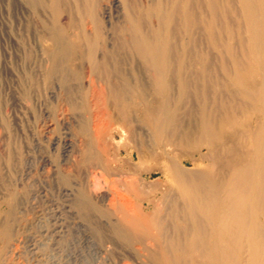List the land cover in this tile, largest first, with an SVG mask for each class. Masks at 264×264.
Masks as SVG:
<instances>
[{
  "label": "bare ground",
  "instance_id": "6f19581e",
  "mask_svg": "<svg viewBox=\"0 0 264 264\" xmlns=\"http://www.w3.org/2000/svg\"><path fill=\"white\" fill-rule=\"evenodd\" d=\"M24 1L23 63L67 106L41 158L94 264H264V0Z\"/></svg>",
  "mask_w": 264,
  "mask_h": 264
},
{
  "label": "rangeland",
  "instance_id": "374dc122",
  "mask_svg": "<svg viewBox=\"0 0 264 264\" xmlns=\"http://www.w3.org/2000/svg\"><path fill=\"white\" fill-rule=\"evenodd\" d=\"M24 2L0 0V222L9 223L13 238L18 239L13 264H94L95 245L84 243L85 233L91 235L86 222L75 215L70 197L60 191L65 184L54 182L53 168L44 166L41 158L49 155L55 163L60 157L61 147L52 145L50 140L62 132L54 115L65 102L62 105L51 99L46 93L51 89L46 78L34 75L36 71L29 70L27 61V66L23 63L21 30L28 19ZM8 35H14L13 39L19 42L11 44ZM49 120L54 127H60H47ZM11 196L13 212L8 214L4 202ZM2 245L0 236V248Z\"/></svg>",
  "mask_w": 264,
  "mask_h": 264
}]
</instances>
